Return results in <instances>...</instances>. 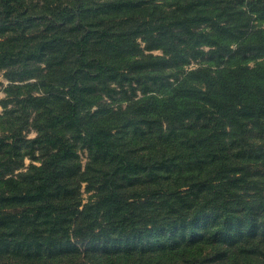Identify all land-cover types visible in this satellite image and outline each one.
Returning <instances> with one entry per match:
<instances>
[{"label":"trees","instance_id":"trees-1","mask_svg":"<svg viewBox=\"0 0 264 264\" xmlns=\"http://www.w3.org/2000/svg\"><path fill=\"white\" fill-rule=\"evenodd\" d=\"M0 72V264H264V0H0Z\"/></svg>","mask_w":264,"mask_h":264},{"label":"rangeland","instance_id":"rangeland-1","mask_svg":"<svg viewBox=\"0 0 264 264\" xmlns=\"http://www.w3.org/2000/svg\"><path fill=\"white\" fill-rule=\"evenodd\" d=\"M38 4L36 5L37 7L40 6V1L37 2ZM154 53H160L159 51H154ZM0 81L5 85L7 83V79L5 78V76L3 75V72H0ZM4 93H3V90L0 88V99L3 97ZM34 135V132H30L29 133V136H33ZM81 159H82V162H84L86 160V154L84 152H81ZM26 164L29 162L28 159L25 160ZM86 193H84V196L86 197Z\"/></svg>","mask_w":264,"mask_h":264}]
</instances>
